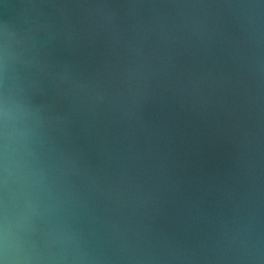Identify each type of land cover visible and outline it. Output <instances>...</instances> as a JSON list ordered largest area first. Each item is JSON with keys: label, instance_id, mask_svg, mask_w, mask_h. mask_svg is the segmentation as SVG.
<instances>
[{"label": "water", "instance_id": "95a60500", "mask_svg": "<svg viewBox=\"0 0 264 264\" xmlns=\"http://www.w3.org/2000/svg\"><path fill=\"white\" fill-rule=\"evenodd\" d=\"M0 264H264V0H0Z\"/></svg>", "mask_w": 264, "mask_h": 264}]
</instances>
